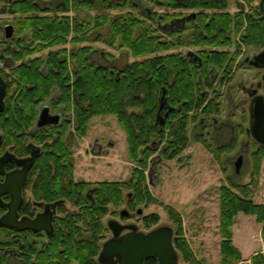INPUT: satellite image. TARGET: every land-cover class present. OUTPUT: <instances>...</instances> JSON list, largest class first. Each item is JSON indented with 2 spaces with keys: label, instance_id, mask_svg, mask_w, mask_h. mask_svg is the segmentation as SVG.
<instances>
[{
  "label": "trees",
  "instance_id": "1",
  "mask_svg": "<svg viewBox=\"0 0 264 264\" xmlns=\"http://www.w3.org/2000/svg\"><path fill=\"white\" fill-rule=\"evenodd\" d=\"M121 1L124 0H64L56 7L55 13L69 11L70 4L74 10L90 11L101 2L102 8L113 9L114 5ZM146 1L167 7V11L169 9L197 10L196 16L188 23L189 27L185 28L191 27L194 29L193 32H197L195 34L197 45H204L208 48L231 47L236 43L235 39L238 34L245 44L264 43V20L255 17L257 10L251 6L249 12L241 9L231 13L228 11L229 0ZM246 1L248 4L252 2V0ZM20 7L26 11L36 9L33 4L27 3L21 4ZM160 16L156 13L152 17L147 16L154 22L153 24L147 23L145 19L131 12L112 20L108 15L87 17L81 20H78L77 16L71 20L68 15H36L19 21L22 29L31 31L27 32L28 35L25 32L26 56L40 49L65 44L71 32L74 33L71 38L74 44L88 42L90 32L106 24H110V40L108 41L110 46L126 47L135 57L149 56L141 61L131 62L122 70L115 72V69L93 61L91 57L93 48L85 44L73 48L70 52V61L73 65L72 78L68 72L65 48L52 50L45 58L42 56L32 59L29 62L30 66H25L22 73H16V84L23 88V92L21 95L19 91L16 92L17 98L12 102V108L18 110L19 113L10 116L5 121L9 138L17 134H20L17 139L25 137L26 132L37 118L39 106L46 102L51 89L58 87L60 94L55 104H66L68 110L73 111L74 127L82 135L87 133L88 124L94 116L115 115L125 132L128 156L134 163L132 175L128 181L105 180L95 183L96 203L90 207V211L88 210L90 219L87 228L76 225L78 221L74 217L81 215L79 205L82 204L78 200V195L76 196L73 202V208L76 210H69L68 213L73 220L58 224L55 234L50 237L48 247L41 251V264H72L73 262L100 264L97 255L100 250V241L103 238V230L107 228L102 216L104 215L105 218L111 212L112 207L118 208L126 202L132 203L134 207L159 203L152 195L147 181L146 170L150 157L158 152L162 159L177 158L190 143L188 132L191 124L199 116L211 117L220 112V95L208 100L199 82V76H201L203 87H211L208 67L203 66L199 69L196 63L185 62L178 52L161 54L162 51L179 47L185 41L177 33L183 32L182 30L172 31L169 33L170 38L166 34L160 35L159 19L163 22L171 15L165 12ZM198 32H203L207 37L204 38ZM28 40L31 43H27ZM36 41L38 45L35 47L33 44ZM232 52L234 61L241 52V44L237 43ZM201 55L205 61L208 60V63L220 70L227 53L226 51L209 50L208 55L205 52ZM19 57L16 58L19 59ZM163 96L166 104L175 106L176 110L170 113L161 125L157 120V114ZM178 107H181L183 112H180ZM199 108L202 109L200 113H190ZM163 109L161 115H163ZM69 123L65 121L64 127ZM243 128L244 123L242 122L236 125L234 138L229 144L216 145L203 142L202 139L199 141H202L205 147L214 153L216 159L221 161V153L231 152L238 146ZM64 134L65 131H61L58 132V136H53L55 143H44L40 156L56 157L58 153L70 156L71 151L65 143ZM155 140L158 144L156 148H152L151 144ZM263 159L264 147L254 148L252 152L254 179L248 183L235 182L225 172L226 169H223L226 183L220 187L219 196V233L222 238L220 264H239L245 261L240 249L233 241L235 217L240 212L254 216L255 220L262 225L263 250L255 252L247 260L251 264H264V204L253 201V190ZM47 183L51 184V182ZM87 185L89 184L73 180L74 193L78 192L80 198H83ZM126 192L131 193V198H128ZM166 211L175 227L173 242L183 261L186 264H202L197 260L188 241L184 238L181 214L170 206H166ZM97 213L100 216L94 217ZM147 219L156 223L159 221V216L153 213L145 220ZM2 245L0 241V246ZM145 264H159V261L156 256L152 255L146 259Z\"/></svg>",
  "mask_w": 264,
  "mask_h": 264
},
{
  "label": "flooded vegetation",
  "instance_id": "2",
  "mask_svg": "<svg viewBox=\"0 0 264 264\" xmlns=\"http://www.w3.org/2000/svg\"><path fill=\"white\" fill-rule=\"evenodd\" d=\"M253 1L255 3L251 7L257 10L255 17L264 20V0ZM63 2L64 0H0V14L3 15L0 16V184L6 182L8 176L12 177L7 189L8 191L0 192V219L9 212V204L13 199V193H16L19 187L21 200L17 206L16 214L17 221H23V227L21 229H15L8 225H0V241L3 243L0 246V264H41V251L48 247L50 237L55 234L58 224L64 223L67 220H73V218H70L71 216L69 217L68 213L69 210H76L73 208V202L76 196L78 195V200L82 203L79 205L81 206L79 213L81 215L74 217L78 221L76 223L77 226H84L85 228L89 226L90 214L88 210L90 211V207L96 203L95 192L97 188L95 183L100 181L86 180L83 176H79L78 179L75 178V157L73 148L71 147V137L73 135L72 110H68L66 104H55L60 93L55 94V92H52L51 96L55 94L56 97L53 95L51 101L44 102L39 107L37 118L33 126L26 132L24 138L17 139V136L20 134L10 136L9 138L6 131L7 125L5 121L10 116H15L19 113L18 110L12 108V102L17 98L16 92L19 91L20 95L23 92V88L18 87L16 84V73H22L25 66H30L29 62L32 59L40 57L39 54L28 58L26 57V49H24L26 30L20 27L19 21L25 18V14L33 17L39 15L41 11L48 13L54 12L59 3ZM25 3L33 4L37 10L32 9L30 12H27L24 8L22 9L20 7L21 4ZM245 3L247 4V1L242 0L239 3V8L240 10H245L248 6L245 12H249L251 7L249 4L245 6ZM5 15L7 16L6 18H4ZM195 16V12H192L182 17L171 18L173 21L164 26V28L168 29L165 33L169 34L176 30L183 31L177 32L183 38V41H185L184 44L179 45L178 53H180V57L185 62L196 63L199 69L203 66L208 67L207 72L208 79L211 83L210 88L203 87V78L199 76V82L202 84L203 92L208 96V100L214 98L216 95H220V112L222 107L227 103L229 104V110L223 119H218L220 112L211 117L199 116L191 124L188 135L189 133L193 134L198 129L196 135L197 140L202 139L203 142L209 144L225 145L232 141L236 131V125L242 122L244 123L242 135L246 134L249 138L242 143L246 146H253L256 149L264 147V144L259 142L253 134V127L256 120L255 115L257 111H260L264 107V62L257 59V55L264 51V43L255 45L245 44L241 41L240 34H238L235 39L236 43L231 47L208 48L204 45H197L195 44V34L197 32H193L194 29L191 27L185 29L189 27L188 23L190 19ZM198 33L203 35L204 38L207 37L203 32ZM237 43L241 44V52L237 59L233 61L232 51H234V46L236 47ZM254 47L257 48V51L250 54V49ZM182 48H187V50L182 52ZM209 50L226 51V59L220 70L216 69L213 64L208 63V60L205 61L203 59L201 53L205 52L208 55ZM17 56H20L19 59L16 58ZM239 70H243L240 80L234 86H231ZM19 80L22 82L21 78ZM235 86V93L233 94ZM239 92L244 96L236 100V95ZM163 108V115L171 108L172 110H170L169 114L176 110L175 106L169 103L166 104V101ZM177 109L183 112L181 107ZM237 109H241V121L235 123L236 117L234 115ZM201 110L199 108L190 113H200ZM44 111H46V115L49 117L47 119L58 117L57 121L40 125V116ZM65 121H69L70 123L64 127ZM224 129L229 130L231 134L230 139L226 143H220L222 134L220 137L218 135ZM61 131H65L64 139L65 143L69 146L71 155L64 156L58 153L56 157H41L44 143H55L56 140L53 139V136H58V132ZM60 163L61 165H59ZM22 171H24V174ZM152 172L150 171V174ZM73 180L89 184L85 187V198H80L78 192L74 193ZM47 182H51V184ZM58 195L61 196L57 197ZM128 198H131L130 192ZM140 209L134 207L132 203L129 202L128 204L126 202V207L118 210L115 218L108 219L107 226L104 223V215L102 216L103 223L108 228L111 236L102 239L101 248L97 255L98 262L102 264H119L117 255L113 257H101L99 259L100 253L106 243L111 241L118 243L125 236L147 234L156 228L151 227L152 222L149 219L145 220L142 218L144 228L146 229L147 227L148 231L139 228L135 219L139 217L137 215L142 214V209L141 213H139ZM42 215H44V222L50 219L52 225L51 233H48L45 228L33 229L24 226L26 222L32 221ZM99 216V213L94 214V217ZM112 220L117 221L120 226H124V229L120 231L117 237L113 236V232L109 227V223ZM119 225L115 226L117 227ZM174 237L173 230V240ZM149 256L144 259V264Z\"/></svg>",
  "mask_w": 264,
  "mask_h": 264
},
{
  "label": "rangeland",
  "instance_id": "3",
  "mask_svg": "<svg viewBox=\"0 0 264 264\" xmlns=\"http://www.w3.org/2000/svg\"><path fill=\"white\" fill-rule=\"evenodd\" d=\"M240 2H242V0H229L228 10L231 13L239 11ZM253 3L255 2L252 0L249 6ZM247 4L245 6H247ZM114 6L113 9H104L102 8V3L99 2L96 4L95 9L87 11L86 9L74 10L72 4H70L71 9L67 12L55 13L54 11L48 13L41 11L39 16L68 15L71 20L76 16L78 20H81L87 17L108 15L112 20L118 19L124 14L131 12L132 14L140 16L141 19H145L147 23L153 24L154 22L149 20L147 16L152 17L154 13H156L161 17L160 15L168 12L171 17L166 20L167 22H162L161 19H159L158 23L159 27H161L159 31L160 35L166 34L170 38L171 36L165 33L168 29L164 28V26L173 21L171 18L182 17L185 14L197 12V10L191 9H169L167 11V7L146 0H124ZM246 9H248V6L245 10ZM0 16L3 15L0 14ZM6 17L5 15L4 18ZM26 17H29V15L25 14V18ZM25 30L26 35L29 34L27 32H31L29 29ZM73 34V32L69 34L65 44L56 45L52 48H45L43 50L40 49V51L37 50L26 57L28 58L35 56V54H39L40 57L43 56V58H45L50 51L65 48L68 59V72L71 78L73 76V65L70 61V52L73 48L85 44L91 45L93 48L91 53L93 61L100 65L109 66L115 69V72L121 70V68H124L125 65L131 62L141 61L149 57H135L126 47L120 48L118 46H110L108 44L110 40V24L93 29L90 32V39L88 42L74 44L71 41ZM30 40H28L27 43H31ZM33 45L36 47L38 42H34ZM181 50L185 52L187 48H182ZM192 50H194V48H192ZM178 51L179 47H176L167 51H162L161 54L177 53ZM254 51H257V48H251L249 53L252 54ZM242 72L243 70L237 72L236 79L232 82L231 86H234L235 83L240 80ZM235 88L236 86L233 89V94L235 93ZM52 92H55V94L60 93L58 87H53L46 102L51 101V97L55 95L53 94L51 96ZM242 96L244 95L239 92L235 99L238 100ZM54 97H56V95ZM228 110L229 104L227 103L218 114V119L225 118V114ZM234 116L236 117L235 123L240 122L241 109H237ZM194 132L193 134L189 133L190 143L184 152L177 158L162 159L158 152L150 157L148 169L146 170L147 181L152 195L159 203H152L148 206H137V208H141L143 212L141 215H137L139 219H135V222L141 230L148 231L147 227L146 229L144 228L141 218L146 219L147 215L156 213L159 216V221L152 223L151 227L168 226L174 230L175 234V227L170 221L166 211V206L173 207L181 214L184 238L188 241L197 260L202 264H220V242L222 239L219 233L220 187L226 183L225 172L229 174L235 182L240 184L248 183L254 179L252 160L254 148L253 146H246L242 143L249 139L247 135L244 134L241 136L238 146L233 151L221 153V161H219L216 159L213 152L209 151L201 141L197 140L196 135L198 129ZM221 134L220 143H226L231 135L229 130H222L218 136L220 137ZM71 143L75 157L76 179H78L79 176H83L86 180L91 179L99 181H128L131 178L134 163L128 156L125 132L115 115L94 116L88 124L87 133L83 136L75 129L73 122ZM156 144H158L157 140L152 142L151 147L156 148ZM240 155L243 156V165L240 172L236 173L235 162ZM224 168L226 169L225 172L223 171ZM150 171L153 172L150 174ZM126 194L128 193L126 192ZM253 201L264 204V159L261 163L256 186L253 190ZM124 207H126V204L118 208H111V212L104 218L106 226L108 219L115 218L118 210ZM235 220L236 223L233 227L234 243L240 249L245 259V261L239 262V264H251L247 259L255 252L263 250L260 230L262 225L255 220L254 216L246 215L242 212L237 214ZM102 235L103 238L111 236L108 228L103 230ZM102 241L103 240L100 241V248ZM177 254L178 264H186L178 250ZM73 264H77V262H73Z\"/></svg>",
  "mask_w": 264,
  "mask_h": 264
},
{
  "label": "water",
  "instance_id": "4",
  "mask_svg": "<svg viewBox=\"0 0 264 264\" xmlns=\"http://www.w3.org/2000/svg\"><path fill=\"white\" fill-rule=\"evenodd\" d=\"M257 59L264 62V51L257 55ZM164 104L165 99L163 96L157 114V120L161 125L164 124L165 117H167L170 110H172L171 108L164 115H161ZM255 117L253 134L259 142L264 144V107H262L260 111H257ZM40 118V125H45L50 122L54 123L58 119V117L47 119L49 117L46 115V111L41 114ZM242 165L243 157L240 155L235 162L236 173L240 172ZM22 172L24 174V171ZM11 180L12 177L8 176L6 182L0 184V192L8 191L7 189ZM20 200V188L18 187L16 193H13V199L9 204L10 210L0 219V225H8L15 229H21V227H23V221H17L16 214V209ZM139 213H141V209ZM43 218L44 215L37 217L32 221L26 222L24 226L33 229L45 228L48 233H51L52 225L50 219L44 222ZM115 225H119L115 220L109 223L113 236L117 237L120 231L124 229V226L119 225L116 227ZM114 255L118 256L119 264H144V259L149 255L156 256L159 264H178V254L173 244V229L168 226L154 228L147 234L125 236L118 243L114 241L106 243L100 253L99 259H101V257H113Z\"/></svg>",
  "mask_w": 264,
  "mask_h": 264
},
{
  "label": "crops",
  "instance_id": "5",
  "mask_svg": "<svg viewBox=\"0 0 264 264\" xmlns=\"http://www.w3.org/2000/svg\"><path fill=\"white\" fill-rule=\"evenodd\" d=\"M261 230V229H260ZM233 241H234V239H233Z\"/></svg>",
  "mask_w": 264,
  "mask_h": 264
}]
</instances>
